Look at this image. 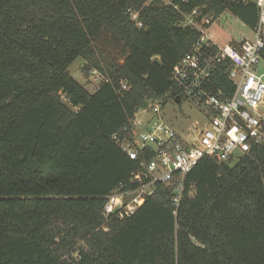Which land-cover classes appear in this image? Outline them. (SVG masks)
I'll use <instances>...</instances> for the list:
<instances>
[{"label": "trees", "instance_id": "obj_1", "mask_svg": "<svg viewBox=\"0 0 264 264\" xmlns=\"http://www.w3.org/2000/svg\"><path fill=\"white\" fill-rule=\"evenodd\" d=\"M149 1L0 0V264H264V146L201 160L179 203L176 185L156 184L130 217H105L152 159L131 160L113 137L176 102L171 72L201 38L181 14L258 20L252 1ZM80 57L104 77L94 94L68 72ZM227 74L214 79L231 93Z\"/></svg>", "mask_w": 264, "mask_h": 264}, {"label": "built area", "instance_id": "obj_2", "mask_svg": "<svg viewBox=\"0 0 264 264\" xmlns=\"http://www.w3.org/2000/svg\"><path fill=\"white\" fill-rule=\"evenodd\" d=\"M160 1L171 4L170 0ZM245 1L256 5L258 20L253 38L238 45L220 46L210 40L207 31L214 18L202 10L181 14L178 26L198 31L201 38L173 68L170 79L181 103L188 101L204 109L207 125L193 141L187 142L165 119V106L160 102L140 111L148 116L145 121L136 122L141 131L136 134L133 129L130 140L113 139L131 160L149 155L152 159L142 162V170L131 178L134 189L124 192L120 187L107 198L105 217H130L146 197L154 194L156 184L176 185L175 202L179 203L185 177L201 160L235 163L254 147L264 146V115L259 112L264 109V0ZM129 14L141 28L139 12ZM224 65L228 66L231 93L226 88H216V69ZM91 73L101 77L96 70ZM122 88L128 89L126 84Z\"/></svg>", "mask_w": 264, "mask_h": 264}, {"label": "rangeland", "instance_id": "obj_3", "mask_svg": "<svg viewBox=\"0 0 264 264\" xmlns=\"http://www.w3.org/2000/svg\"><path fill=\"white\" fill-rule=\"evenodd\" d=\"M207 37L220 46L225 44L234 45L244 40L252 39L253 30L238 17L227 11L214 20V23L207 31ZM85 64V59L80 57L69 67L68 72L90 94H94L98 86L103 82L104 77L101 74V77H99L92 73L88 75L84 73ZM261 72L264 74V69ZM164 106L163 114L165 119L172 124L187 142L193 141L207 125L206 112L198 104L188 101L177 104L176 102L168 101ZM259 112L264 115V109ZM147 118V114L142 112L137 114V118L133 123V129L136 134L142 129L141 125H136V122L145 121Z\"/></svg>", "mask_w": 264, "mask_h": 264}, {"label": "water", "instance_id": "obj_4", "mask_svg": "<svg viewBox=\"0 0 264 264\" xmlns=\"http://www.w3.org/2000/svg\"><path fill=\"white\" fill-rule=\"evenodd\" d=\"M154 63H157V64L161 65L160 59L157 58V57L154 59ZM176 103L180 104V99L179 98L176 99Z\"/></svg>", "mask_w": 264, "mask_h": 264}]
</instances>
